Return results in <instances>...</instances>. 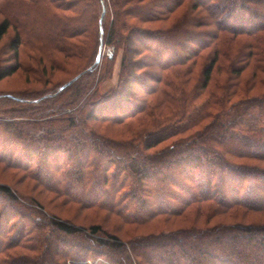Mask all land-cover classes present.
I'll list each match as a JSON object with an SVG mask.
<instances>
[{
    "label": "trees",
    "instance_id": "obj_1",
    "mask_svg": "<svg viewBox=\"0 0 264 264\" xmlns=\"http://www.w3.org/2000/svg\"><path fill=\"white\" fill-rule=\"evenodd\" d=\"M185 4L172 26L148 28ZM29 8L42 11L39 23ZM0 16V41L12 29L15 62L0 81L20 69V49L31 37L66 59L91 56L54 91L0 96V166L63 206L124 226L185 223L190 213L193 223L204 222L123 241L100 224L51 215L0 184V264H264V224H211L237 213L264 215V92L248 96L259 81L264 86V0H0ZM239 37L249 41L233 51ZM101 44L115 52L95 64ZM118 51L117 84L102 93ZM146 68L157 73L136 74ZM222 69L226 81L209 89ZM161 108L171 111L167 120L128 140L95 129L152 119Z\"/></svg>",
    "mask_w": 264,
    "mask_h": 264
},
{
    "label": "rangeland",
    "instance_id": "obj_2",
    "mask_svg": "<svg viewBox=\"0 0 264 264\" xmlns=\"http://www.w3.org/2000/svg\"><path fill=\"white\" fill-rule=\"evenodd\" d=\"M11 7L12 6L8 4H6L5 7L3 6L4 12L8 15L11 14V11H13ZM187 8V4H185L178 11L172 14L165 23H156L151 26H147L148 28L153 29L168 28L186 13ZM38 10L40 9L29 8L26 14H28V16H30L34 20L36 19V21L39 23L42 16V11ZM194 16H198L197 13ZM204 16H206L205 13L200 11L198 17L203 18ZM109 17L111 18V14L109 15ZM2 19L3 17L0 16V22L2 21ZM13 36V31L12 29H10L7 35L0 41V71L6 67L14 66L15 64V62L13 61L14 55L9 49L10 44L13 40ZM248 41L249 39L247 37H239L238 41H235V45L232 47V50H239V48ZM84 47L86 48L87 46H83V48ZM49 50L50 49L48 42L44 38L31 37L30 45L27 47H22L20 49V69L13 76L0 81V96H12L20 98L19 96H21V94H41L54 91L59 86L71 79L78 71V69L82 68L83 65L89 63L88 58H91V56H87V53L90 52V49H83L85 55L87 56V59L84 60L81 59L83 57L66 59L62 55L56 52L53 53ZM114 52L115 51L112 47L103 46L101 59H103L105 56L111 57ZM209 53V51L203 52L201 56L197 58V64L193 68V75L195 80L200 76L204 68L203 61H205ZM233 56L234 55L231 54V57ZM120 60L121 51H118L116 58H114L113 68L109 77L110 79L107 80L101 88L102 93H105L107 90L114 88L117 84L120 69ZM227 63L228 62L225 60L220 61V65L225 66L228 65ZM224 71L225 70L222 69L219 74L217 73L218 71H214L209 89L213 87L216 80H219L222 83L226 81L227 77ZM141 72H153L154 74L157 73V71L153 68H146L142 71H136V74H140ZM251 75L252 70L250 66V68H247V70H245L240 76V83L243 87L247 86L246 81L251 78ZM258 76L261 77V75ZM192 85H190V87ZM262 92H264V86L259 81L256 86L253 87L252 91L249 92L248 96H257ZM156 100L157 99H153L154 102ZM167 114H171V111H169V109L161 108L159 110H156V114L152 119L143 117L140 120L131 121L121 126L97 124L95 126V129L100 134H103L111 139L128 140L133 136V131L137 132L144 130L142 133L146 134L150 129H152V125L155 126L158 125V122L162 123L165 121V119L167 120ZM153 119L154 122L152 123L151 120ZM194 131L195 129L188 131L181 137H188ZM168 144H170V142L165 145ZM259 166L264 167V164H260ZM21 177V173L7 171L0 166V184H5L12 187L19 194L32 196L49 214L55 215L62 220H68L74 224L84 227H88L92 224H100L106 232L117 235L123 241L128 240L129 238L136 235L158 233L160 231L166 230H176L178 228H186L188 226H191L192 224H195L196 226L204 225L202 219L198 222L193 223L192 220L194 218V214L190 213L189 216L187 215L188 217L185 220V223L181 219L171 220L169 221V223H163L164 220L161 219L158 222L144 228L124 226L116 218L107 216L104 213L82 211L74 206H63L62 203L54 200L53 197L48 193H45L40 189H35L32 183L22 181ZM248 214L249 215H245L243 217L241 216V213H237L235 218H231V215L229 217L215 219L211 224L215 223L216 221H223L227 224L236 222L243 224H264V215L256 213Z\"/></svg>",
    "mask_w": 264,
    "mask_h": 264
},
{
    "label": "water",
    "instance_id": "obj_3",
    "mask_svg": "<svg viewBox=\"0 0 264 264\" xmlns=\"http://www.w3.org/2000/svg\"><path fill=\"white\" fill-rule=\"evenodd\" d=\"M102 52H103V44H101L100 47H99V52H98V56L96 58L95 64H98L100 62L101 57H102ZM76 79L77 78L73 79L72 81H70L69 83H67L66 85H64L61 89H59V91L62 90V89H64V88H66L70 84H72Z\"/></svg>",
    "mask_w": 264,
    "mask_h": 264
}]
</instances>
